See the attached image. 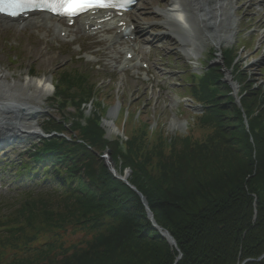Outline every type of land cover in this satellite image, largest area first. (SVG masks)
Returning <instances> with one entry per match:
<instances>
[{"label":"trees","instance_id":"obj_1","mask_svg":"<svg viewBox=\"0 0 264 264\" xmlns=\"http://www.w3.org/2000/svg\"><path fill=\"white\" fill-rule=\"evenodd\" d=\"M223 54L240 106L221 80L222 67L197 75L199 123L212 131L177 146L171 138L149 147L140 128L126 141L107 137L101 117L82 109L94 100L89 77L62 70L54 99L61 112H75L42 124L46 135L62 136L32 143L27 161L4 166H17L19 177L41 169L38 180H50L54 192L23 191L0 205V264H264L256 261L264 255V79L251 88L232 50ZM104 152L119 175L129 170L128 184L176 247L154 229L138 193L107 170ZM75 234L81 238L67 245Z\"/></svg>","mask_w":264,"mask_h":264},{"label":"rangeland","instance_id":"obj_2","mask_svg":"<svg viewBox=\"0 0 264 264\" xmlns=\"http://www.w3.org/2000/svg\"><path fill=\"white\" fill-rule=\"evenodd\" d=\"M170 2L171 0H139L130 13L134 21L144 28L143 32L140 31V35H137L138 39L133 42L135 46L137 44L138 49L134 46L133 48L138 58L147 64V69H142L136 61L129 62L130 67L121 66L124 53H121L116 45L105 42L91 43V39L80 29H76V26L70 28L71 36L60 40L50 31L46 34L37 29H17L13 25L0 28V69L7 72L8 81H20L25 77H45L50 80L52 94L34 118L41 128L48 117L60 120L62 116L74 114L72 108H65L61 112V104L58 105V100L55 102L54 99L55 81L59 73L62 70L70 71L72 68L85 73L90 79L89 84L95 86L93 102L83 105L82 109L86 117L93 112L101 117L100 126L106 129L107 137H119L120 142L126 141L127 138L138 135L140 128L146 132L149 147L171 138L176 139V146L186 137L202 142L210 135L212 129L203 122L199 123L203 119L201 114L204 110L196 101L193 91L198 82L196 76L208 71L209 64L214 65L211 68H224L223 51L229 48L236 56L233 66L239 68L242 79L248 82L247 85L256 88L263 82L264 0L232 1L236 28L230 43L217 47L207 42L196 59L184 54L185 43H179V35L166 34L162 26L165 21L162 11L168 9ZM140 41L146 45H142ZM129 45L132 46V43ZM143 46L148 49H143ZM194 59L195 65L192 64ZM225 70L229 71V76L234 82L232 68ZM222 75V82L229 85L223 81L228 77L225 78L223 73ZM116 107L118 109L115 113L112 112L114 116L111 118L110 112ZM107 121H112L116 131L105 125ZM64 133L69 136L66 131ZM38 141L31 138H26L25 141H6L0 138V205L10 206L20 198L19 196L24 195L23 191L29 192L31 197L43 192H54L53 184L48 182L50 180H38L41 169L27 177H19L15 175L19 172L14 170L17 166H14V169L4 168L10 163L18 165L27 161L24 151ZM5 144L8 145L5 147ZM164 149L168 151L166 147ZM105 154L107 152L102 156ZM109 158L111 159L110 155ZM102 160L104 163L103 158ZM112 164L116 171L113 161ZM127 171L129 170H124L120 176ZM116 173L118 174L117 171ZM80 238L81 234L71 235L67 245ZM71 252L72 250L68 253ZM62 256L59 255L57 259Z\"/></svg>","mask_w":264,"mask_h":264},{"label":"bare ground","instance_id":"obj_3","mask_svg":"<svg viewBox=\"0 0 264 264\" xmlns=\"http://www.w3.org/2000/svg\"><path fill=\"white\" fill-rule=\"evenodd\" d=\"M232 1L234 0H171L168 9L162 11L165 17L162 26L165 28L166 34L179 35L177 37L179 43H185L183 45L184 54L196 59L204 50L207 42L221 47L234 36L236 18L233 15ZM101 19L102 17H93L87 14L79 17L75 24L78 29L87 30L90 33L95 28V32L91 33L92 35L103 33L105 38L101 41L109 42V44L115 43L118 49H120L121 44H119L120 36L115 33L116 30L132 27L135 31L130 34L136 35L137 39L140 31L143 32L144 30L143 26L137 24L132 16L127 13L121 16L112 14L108 20L99 21ZM14 21L0 18V28L10 26V23H13V27L17 29L20 27L23 29L34 28L44 31L46 34L50 31L55 36L64 33L65 38L71 36L72 33L61 21L44 14L32 13L28 14L26 18ZM110 30H114V33L109 35L107 31ZM58 38L60 39V37ZM129 43L130 41L122 43L124 45L121 48L122 51L127 50V53L133 54L132 58L138 59ZM139 43L146 45L145 42L140 41ZM143 49H148V47L143 46ZM195 59L192 62L194 65L196 64ZM6 76H8L7 72L0 69V138L6 141L10 139H20L21 141H25L26 138L34 139V133L41 129L32 117L37 116L45 101L52 94L50 80L45 77L40 79L25 77L20 81L14 79L8 81ZM117 109V107L112 109L110 113H115ZM113 113L111 118L114 116ZM112 124L111 121L106 122L107 126L116 131L115 125ZM107 132L110 133L109 130Z\"/></svg>","mask_w":264,"mask_h":264},{"label":"snow or ice","instance_id":"obj_4","mask_svg":"<svg viewBox=\"0 0 264 264\" xmlns=\"http://www.w3.org/2000/svg\"><path fill=\"white\" fill-rule=\"evenodd\" d=\"M115 4L106 0H0V14L15 17L23 11L48 8L69 17L90 9L113 8Z\"/></svg>","mask_w":264,"mask_h":264},{"label":"water","instance_id":"obj_5","mask_svg":"<svg viewBox=\"0 0 264 264\" xmlns=\"http://www.w3.org/2000/svg\"><path fill=\"white\" fill-rule=\"evenodd\" d=\"M213 66H214V65H209L208 68L213 67ZM221 71H222V73L225 75V78L228 77V79H227L226 81H225V80H223V81L229 84V86H230L231 89H232V96L235 98V103H236L238 106H240V105H239V99H238V97L236 96L237 91H238V86H237V84H236L235 82H232L231 77L229 76V71H226L225 69H222ZM107 117H108V115H107ZM34 118H35V117H32V119H34ZM111 124H112V121H111ZM105 125H106V124H105ZM112 125H113V124H112ZM34 134H35V135H34V139H35V140H37V139H38V140H40V139H48V138H51V137H53V136H60V135H56V134H53L52 136L45 135L41 130H39L38 132H36V133H34ZM31 139H32V138H31ZM34 139H33V140H34ZM8 144L10 145L9 142H8ZM8 144H7V145H8ZM7 145L5 144V145H3V146L6 147ZM5 147H3V148H5ZM101 158L104 159V166L107 168V170H108V171H109V172H110V173H111L116 179H118V180L124 182L125 184H127L128 186H130V185L128 184V182H127V178H128V176H129V174H130L129 171H127V173H125L123 176H120V175H118V174L116 173V171L114 170V168H113V164H112V161H111V159L109 158L108 153H107L105 156H102ZM130 188H131L133 191L137 192L136 189H135L134 187L130 186ZM137 193H138V192H137ZM138 195H139V197H140V199H141V201H142V203H143V205H144V207H145V209H146V211H147L148 219L150 220V222H151L152 226L154 227V229L157 230V231L160 233V235H161L164 239H166V241L168 242V244H170L172 247H176V243H175V241L173 240V238L170 236V234H169L167 231H165V230L161 229L160 227H158V226L156 225V223L154 222L153 215H152L151 211L149 210V207H148V205H147V203H146L145 198H144L141 194H139V193H138ZM180 257H181V255H179V257L177 258V260H179ZM262 258H264V255H262V256H261L258 260H256V261H259V260H261ZM250 261H252V260H246V261H244L242 264H244L245 262H250Z\"/></svg>","mask_w":264,"mask_h":264}]
</instances>
